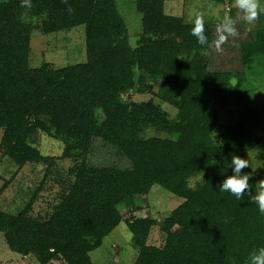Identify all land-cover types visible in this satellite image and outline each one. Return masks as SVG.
<instances>
[{"label": "trees", "instance_id": "16d2710c", "mask_svg": "<svg viewBox=\"0 0 264 264\" xmlns=\"http://www.w3.org/2000/svg\"><path fill=\"white\" fill-rule=\"evenodd\" d=\"M30 3L0 0V145L18 166L44 165L42 179L56 190L46 219L29 216L28 205L15 214L0 210L7 248L34 255L38 264L52 258L92 264L88 253L123 220L137 250L132 264H248L249 253L264 248V216L247 194L237 199L220 185L232 175V156L245 159L243 152L264 139V108L243 104L239 79L232 85L205 69L200 51L211 41L209 26L208 44L201 46L191 34L194 25L165 12L162 0H136L142 33L131 47L114 0ZM31 19L42 33L83 25L84 61L29 67ZM240 47L250 64L264 54V33H251ZM155 82V94L176 109L173 118L151 99L121 100L129 90L152 92ZM206 87L212 92L201 94ZM231 97L241 109L216 141L212 130ZM148 127L164 136H142ZM36 132L59 138L58 156L31 145ZM94 137L113 146L128 166L88 164ZM242 173L254 193L250 168ZM153 184L182 198L162 219L160 246L146 242L155 220L131 215L134 201H145Z\"/></svg>", "mask_w": 264, "mask_h": 264}, {"label": "rangeland", "instance_id": "374dc122", "mask_svg": "<svg viewBox=\"0 0 264 264\" xmlns=\"http://www.w3.org/2000/svg\"><path fill=\"white\" fill-rule=\"evenodd\" d=\"M116 9L123 19L128 44L136 46L142 33L141 12L137 10L136 0H114ZM164 11L180 16L186 23L193 24L194 14L200 12L204 17V24L209 26L212 38L209 45L200 51L208 72H216L223 78L239 79L238 89L242 92V102L250 107L264 108V54L257 55L250 64L242 61V41H246L255 32L264 33V12H260L258 18L248 23L241 19L242 12L235 6V0H162ZM261 8H264V0H259ZM225 14L235 21L237 34L229 36L227 42L217 51L214 46L216 26ZM32 31L28 40L27 65L38 67L41 63H48L52 67L82 62L85 59L84 27L77 25L68 29L50 33H42L36 20H30ZM152 92H136L129 90L121 94V100L127 98L134 101H146L151 99L169 118L175 116L176 109L161 101L158 94L157 82L152 83ZM211 87H206L201 92L207 95L212 92ZM221 87H217L216 92ZM154 93V94H153ZM156 93V94H155ZM241 103L229 98L226 105L220 110L216 125L212 130V137L217 141V135L222 130V125L232 123L236 119L237 112L241 109ZM2 129L0 128V140ZM142 136H164V133L148 127L141 133ZM28 141L43 155L58 156L61 150L59 138L36 132L30 135ZM249 161L253 181L256 184L264 179V139L243 152ZM86 162L90 165H114L120 168L128 166V162L116 149L97 137L92 138ZM65 162L61 163L64 165ZM44 165L25 162L18 166L4 154L0 145V210L15 214L28 205L29 216L46 219L53 204L55 184L43 178ZM197 180V176L191 178L189 183ZM182 201L157 184H153L146 194L145 201L136 199L135 210L131 212L136 217L149 216L155 220L151 226L146 242L160 246L164 240V232L161 229L162 219L168 212ZM122 218L128 216L125 208H120ZM264 216V213H262ZM136 247L130 240V232L123 220L110 230L102 238L100 245L91 250L88 255L92 264H132L136 256ZM0 264H38L32 254L20 255L10 251L0 232ZM47 264H64L60 258H52Z\"/></svg>", "mask_w": 264, "mask_h": 264}, {"label": "clouds", "instance_id": "9594fccd", "mask_svg": "<svg viewBox=\"0 0 264 264\" xmlns=\"http://www.w3.org/2000/svg\"><path fill=\"white\" fill-rule=\"evenodd\" d=\"M23 6L31 7L30 0H22ZM235 6L243 13L241 19L252 23L254 22L260 12H264L261 8L259 0H235ZM193 27L191 34L197 38L201 46L208 44V38L205 35L204 17L200 12L194 14ZM237 34L235 28V21L230 15L225 14L222 21L216 26V39L214 46L217 51L221 50V46L227 42L229 36ZM232 175L227 176L220 185L221 191H227L235 195L237 199H241L247 194L251 201L258 206L261 213H264V179H260L255 184V192L249 184V175L243 174L244 168L250 167L249 161L239 156L233 155L231 158ZM248 264H264V248L253 250L249 253Z\"/></svg>", "mask_w": 264, "mask_h": 264}, {"label": "water", "instance_id": "95a60500", "mask_svg": "<svg viewBox=\"0 0 264 264\" xmlns=\"http://www.w3.org/2000/svg\"><path fill=\"white\" fill-rule=\"evenodd\" d=\"M229 82H230V84H234L235 83V80H234V78H231L230 80H229Z\"/></svg>", "mask_w": 264, "mask_h": 264}]
</instances>
